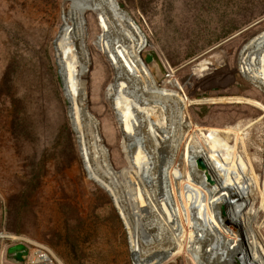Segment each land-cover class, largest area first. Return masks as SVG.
I'll return each mask as SVG.
<instances>
[{
	"label": "rangeland",
	"instance_id": "obj_1",
	"mask_svg": "<svg viewBox=\"0 0 264 264\" xmlns=\"http://www.w3.org/2000/svg\"><path fill=\"white\" fill-rule=\"evenodd\" d=\"M118 2L145 34L142 52L155 50L166 67L159 84L191 100L185 119L207 127L203 138L214 127L233 144L240 132L246 147L240 141L239 151L259 163L255 172L264 178V110L252 101L264 104V92L239 68L244 45L264 31V0ZM69 6V0H0V230L10 234L0 237V264L26 263L6 258L17 242L30 250L43 245L58 264H134L129 227L113 194L85 169L75 127L81 106L77 101V117L62 81L55 40ZM82 26L88 51L83 102L97 119L108 162L121 170L123 130L115 117L107 119L105 107L113 69L95 43L97 18L85 15ZM205 89L209 95L197 97ZM183 160H177L180 174ZM263 218L256 223L262 238ZM164 264L193 262L180 256Z\"/></svg>",
	"mask_w": 264,
	"mask_h": 264
},
{
	"label": "bare ground",
	"instance_id": "obj_2",
	"mask_svg": "<svg viewBox=\"0 0 264 264\" xmlns=\"http://www.w3.org/2000/svg\"><path fill=\"white\" fill-rule=\"evenodd\" d=\"M69 2L55 47L77 117V103L81 106L82 121L78 125L77 119L75 127L83 163L90 177L113 194L129 227L136 264H164L180 256L193 264H264L263 230L256 228L264 215V178L255 172L259 163L239 151L240 141L246 147L240 132L233 144L214 127L203 138L207 127L184 117L191 100L174 88L161 86L144 61L141 52L146 44L137 23L130 20L132 28L109 0ZM85 15L97 18L101 33L95 43L114 73L105 107L107 119L115 117L123 130L126 167L121 170L115 171L108 162L97 119L83 102L88 55L82 26ZM239 65L244 76L257 85L260 78L264 88V31L244 45ZM252 101L264 110L263 103ZM180 156L184 174L177 170ZM199 156L205 159L211 177L196 166ZM96 160L102 171L95 167ZM141 229L147 234L142 235ZM8 236L0 230V237ZM50 261L48 256L47 262L55 264Z\"/></svg>",
	"mask_w": 264,
	"mask_h": 264
},
{
	"label": "water",
	"instance_id": "obj_3",
	"mask_svg": "<svg viewBox=\"0 0 264 264\" xmlns=\"http://www.w3.org/2000/svg\"><path fill=\"white\" fill-rule=\"evenodd\" d=\"M109 1L112 4V8L114 9V11L119 13V14H121L122 16H124V18H126L128 24L132 28H134V25L130 21V20H132L133 22H135L134 19L131 17V15L128 13V11H126L120 5L118 0H109ZM136 26L141 31L139 25L136 24ZM62 30H63V28L61 27V29H60V31L58 33V36L62 33ZM142 35L144 37V43L147 44V39H146V37H145L143 32H142ZM261 52H262V48L256 50L255 57L259 58ZM142 55H143V57H146L147 55L150 56V60L147 62V65L150 67V69L152 70V72L154 73V75H155V77H156V79L158 81L164 79L168 75V71H167L166 67L162 63L160 57L158 56V54L156 53L155 50H153V49L144 50L142 52ZM62 81H63V84H64L63 76H62ZM258 82H259V85H257L256 82H254V83L264 92L263 84H262L260 78H259ZM64 87H65V84H64ZM65 90H66V87H65ZM208 95H209V89H205L204 91L197 93V97H199V98L203 97V96H208ZM196 161H197L199 167H201L204 170V172L208 176H210L209 171L207 170L204 158L202 156H199V157H197ZM210 181L213 182L212 179H210ZM30 251H31L30 250V246L28 244H26L25 242H17V243H14V244L10 245L7 248L6 258L9 261L13 262V263H20V262H23V261L27 260V258L30 256ZM132 259L134 261V264H136V260L133 258V256H132Z\"/></svg>",
	"mask_w": 264,
	"mask_h": 264
},
{
	"label": "built area",
	"instance_id": "obj_4",
	"mask_svg": "<svg viewBox=\"0 0 264 264\" xmlns=\"http://www.w3.org/2000/svg\"><path fill=\"white\" fill-rule=\"evenodd\" d=\"M48 256L51 260L50 262H54L55 264H58L54 260L53 258L54 256L52 257V255L49 253L46 247L37 244L34 250H32L31 248L30 256L27 258L25 264H49V262H47Z\"/></svg>",
	"mask_w": 264,
	"mask_h": 264
}]
</instances>
